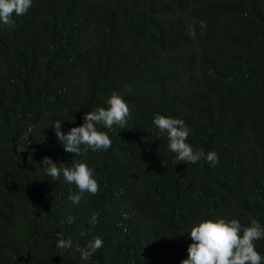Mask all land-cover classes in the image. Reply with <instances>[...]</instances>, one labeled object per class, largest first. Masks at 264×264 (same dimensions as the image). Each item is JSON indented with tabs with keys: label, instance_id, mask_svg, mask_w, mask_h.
I'll return each mask as SVG.
<instances>
[{
	"label": "trees",
	"instance_id": "obj_1",
	"mask_svg": "<svg viewBox=\"0 0 264 264\" xmlns=\"http://www.w3.org/2000/svg\"><path fill=\"white\" fill-rule=\"evenodd\" d=\"M12 20L0 22V264H181L203 219L264 227V0H32ZM113 92L129 99V130L98 124L109 149L66 152L54 123L67 133ZM157 112L181 116L186 142L219 162L180 161ZM45 156L87 163L98 193L74 204L79 189L48 176ZM94 237L103 246L82 260L75 247Z\"/></svg>",
	"mask_w": 264,
	"mask_h": 264
},
{
	"label": "clouds",
	"instance_id": "obj_2",
	"mask_svg": "<svg viewBox=\"0 0 264 264\" xmlns=\"http://www.w3.org/2000/svg\"><path fill=\"white\" fill-rule=\"evenodd\" d=\"M32 0H0V22L13 25L12 16L23 15L31 7ZM201 27H206L203 21ZM195 36V32H192ZM108 108L99 107L94 111L84 114V122L78 127H72L67 133L61 131V122L56 121L53 125L58 140L62 143L64 150L73 153L74 156L84 155L88 149L93 151L107 150L112 145V140L104 131L97 128L102 124L105 128L119 125L121 129L129 130L130 108L129 99L120 93L113 92L106 97ZM166 113L157 112L152 116V124L156 132L163 138L167 149L177 154L180 161L196 163L202 157L215 166L219 162L218 154L209 151L207 154L201 149L194 151L187 143L190 128L186 126L183 118L179 115L164 116ZM82 146H84L82 148ZM46 174L53 179L59 178L61 172L64 179L75 184L79 194L69 196V199L78 204L81 194L88 192L97 194L99 190L98 181L94 178V170L85 162L75 163L73 167H64L57 164L47 156L39 161ZM98 213L91 217V223L98 222ZM72 222L73 217L67 218ZM192 243L188 246V256L181 264H261L262 257L255 249V241L264 238V227L252 219L249 226H244L238 219L225 220L223 218L215 221L203 219L196 223L190 230ZM56 247L64 250L73 248L71 238L64 239L60 233L56 234ZM103 246L100 237H94L86 247L76 246L75 251L80 253L82 260L91 259L92 255Z\"/></svg>",
	"mask_w": 264,
	"mask_h": 264
}]
</instances>
